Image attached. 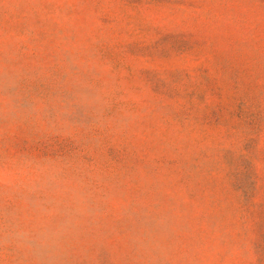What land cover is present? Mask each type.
<instances>
[{
  "label": "rangeland",
  "instance_id": "1",
  "mask_svg": "<svg viewBox=\"0 0 264 264\" xmlns=\"http://www.w3.org/2000/svg\"><path fill=\"white\" fill-rule=\"evenodd\" d=\"M0 264H264V0H0Z\"/></svg>",
  "mask_w": 264,
  "mask_h": 264
}]
</instances>
